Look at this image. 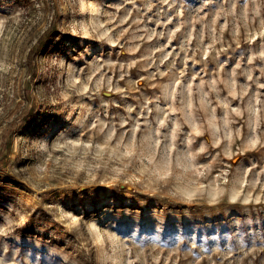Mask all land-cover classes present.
Wrapping results in <instances>:
<instances>
[{
    "label": "rangeland",
    "instance_id": "obj_1",
    "mask_svg": "<svg viewBox=\"0 0 264 264\" xmlns=\"http://www.w3.org/2000/svg\"><path fill=\"white\" fill-rule=\"evenodd\" d=\"M0 264H264V0H0Z\"/></svg>",
    "mask_w": 264,
    "mask_h": 264
}]
</instances>
